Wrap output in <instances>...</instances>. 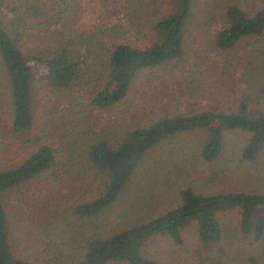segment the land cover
<instances>
[{"label":"trees","instance_id":"16d2710c","mask_svg":"<svg viewBox=\"0 0 264 264\" xmlns=\"http://www.w3.org/2000/svg\"><path fill=\"white\" fill-rule=\"evenodd\" d=\"M92 1L98 7L91 20L99 17L88 27L80 25L86 5L78 0H0V264H34L42 249L46 254L57 251L50 259L55 264H159L142 255L151 238L166 236L179 243L181 231L194 224L198 241L208 246L221 237L217 214L233 210L242 234L261 237L264 193H201L185 185L176 188L171 204L156 211L146 203V192L156 178L168 182L169 176L188 170L184 165L158 175L152 161L157 146L186 134L202 135L196 144L201 162L213 163L225 133L234 130L246 134L239 160L257 159L264 146V3ZM110 16L125 27L109 22ZM192 21L218 27L208 33L197 23L192 32ZM191 34L198 48H190L185 58ZM206 48L220 53L244 50V56L225 55L220 66L212 63L206 70L224 71L231 78L236 62L245 59L258 90L250 84L238 93L232 90V106L226 110L175 111L166 106L160 115L116 137L104 134L99 112L123 101L134 80L152 69H158L147 74L153 84H176V93L167 95L164 104L181 95V100L189 98L190 87L182 89L178 79L189 78L192 73H184V66ZM36 81L43 95L55 92L60 100L42 105L35 121ZM130 107L140 115L131 101ZM85 116L90 121H83V130L78 119ZM179 146L188 150L187 143ZM181 158L185 160L183 153ZM71 162L77 163L74 170L68 169ZM142 168L139 178L136 172ZM35 180L45 181L49 195L40 201L37 232L30 233L29 223L21 219L26 202L16 193L26 195ZM127 186L133 194L125 197L115 217L126 215L129 220L98 229ZM58 226L63 227L55 239L61 250H52L50 234ZM250 264L258 263L250 259Z\"/></svg>","mask_w":264,"mask_h":264},{"label":"rangeland","instance_id":"374dc122","mask_svg":"<svg viewBox=\"0 0 264 264\" xmlns=\"http://www.w3.org/2000/svg\"><path fill=\"white\" fill-rule=\"evenodd\" d=\"M78 1L86 5L85 17L83 21L80 19V25L92 26L99 17L96 16L95 19L93 18L91 20V12L95 16L94 8L98 7L96 2L92 0ZM139 1L140 0H138V2ZM216 1L219 0H209L208 2L212 4ZM239 1H241V4L244 6L252 4L260 5L264 3V0ZM198 2L200 6L201 0H198ZM247 10L249 9L247 8ZM214 13L216 14L217 11H214ZM197 14L199 21H202L199 11H197ZM86 15H88V18ZM108 20L122 29L125 27L124 24L121 25L120 22L114 21L111 16ZM212 21L215 22L218 20L213 19ZM197 23L203 25L208 33H214L218 27V24L212 23L209 25L207 23L204 24L198 21H192L190 31L193 32ZM126 34L127 33L124 35L127 36ZM261 39L264 40V38ZM185 48V58L189 56L190 48L193 50L194 48H198V43L192 34L188 37ZM207 50V48L201 49L197 57L189 59L187 65L184 66V73H192L189 78L182 79L180 77L178 79L181 81L180 84L182 89L184 86L190 87L189 98L181 100L183 98L181 95L179 99H175L172 103L169 102L164 104L168 98L167 95L176 91V84L174 83L167 88H162L163 84H158L159 81L153 84L149 80L150 76H147V74L150 72L156 73L158 69H152L134 80L128 91L127 97L123 101L115 104L109 109L99 112V118H101V122L103 123L100 129L104 134L106 133L116 137L122 134L124 130H129L141 125L146 118H153L156 115H160L161 110L166 106H168V110L172 108L175 111H184L185 109L199 111L213 107L226 110L227 107L232 106V99L234 97L231 92L232 90L238 93L240 88H244L247 84H250L252 88L258 90L259 87L256 85L254 77H251L250 73L252 71L248 69L245 59L239 60L238 62L233 60V62H236L237 68L234 73L230 75L231 78H228L224 71L206 70L212 63H219L220 66L224 61L225 55L234 56L236 54L237 56H244L242 54L244 50L234 49L226 53L214 52L212 50L206 52ZM35 77H38V74H36ZM261 82L264 83V78L261 79ZM261 82L259 81V83ZM39 83L40 81H36L38 91L37 95L34 97L35 121L37 116L41 117L40 112L42 105L46 103H56L60 100V96H56L55 92L54 95H43L45 91ZM64 98L65 97H63V100ZM262 100L264 101V98ZM130 101L131 104L135 106L134 109H141L140 115L136 114V111H132L133 107L127 108V103ZM66 117L70 118L69 116ZM78 120L81 128L84 125L83 121H90L86 116L84 119ZM201 136L200 133L186 134L175 138L170 145L169 143H164L155 148L156 156L153 157L152 161H156L153 167L156 169L155 171L158 175H165L166 172H172L175 168H179L180 166H189L185 173L177 177L169 176L170 181L166 182L162 180L164 184L161 182V178H156L154 180L155 184L151 185L147 190L148 192H146V196L149 197L146 203H149V206H154L156 211L167 207L166 205L169 203L171 204L174 201L173 198L175 197L176 188L185 185L191 186L194 190L201 193H221L227 191L264 193V146L260 149L254 163L240 161L239 152L245 142L246 134L238 130L229 131L226 132L223 137L222 149L219 157L213 163L207 164L199 161L196 157L198 151L196 144H200ZM183 143L188 144V150H181L179 144ZM182 153L185 160L181 158ZM76 164L77 163L71 162L68 165V169H70L71 166V169L74 170ZM142 173L143 168L136 172L137 177L140 178ZM44 183L45 181L43 180L41 182L37 180L33 181L26 190V195L22 192L21 194L15 192L16 195L21 198V203L23 200L26 202L24 210L25 216L22 214L21 219L23 222L29 223L27 230H29L30 233L34 231L37 232L38 217L43 213L40 206L42 202L40 201L44 196L49 195V193L46 192V185ZM56 190L59 189L56 188ZM128 190L129 188L127 186L115 206L106 212L105 218L101 219L98 229H107L106 226L122 225L124 221L127 222V220H129L126 215L121 220H117L118 218L115 217V213H121V203L123 201L125 202V197L133 194L132 190H129V192ZM67 194H69L68 191L64 195L59 194V198L63 200ZM68 202H70V199ZM61 206L65 205L63 204ZM22 207L24 209L23 204ZM52 207L54 208L55 206ZM138 207L139 206L135 208ZM216 217L221 224V237L217 242L208 246H203L197 239L194 224H191L181 231V241L179 243L173 242L166 236H157L151 238L142 247V255L156 260L159 264H250V259H254L258 264H264V233L258 239H255L252 235L242 234L238 228V213L236 210L218 213ZM58 227L57 230L52 231V234H50L51 240H54V243L51 244V247H53L52 250H57V248H59L55 239L60 235V230L63 227ZM13 232L17 234L15 235L16 237L20 236L19 231L13 229ZM17 246L21 247L22 244L20 243ZM28 251H31V248H29ZM38 252H41V254L38 255V258L33 259L34 264H55L53 261H50V259L56 255L57 251L54 253L48 251L46 254L47 251L45 252V250L42 249Z\"/></svg>","mask_w":264,"mask_h":264}]
</instances>
